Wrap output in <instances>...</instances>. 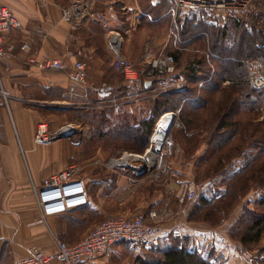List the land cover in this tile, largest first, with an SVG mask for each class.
<instances>
[{
	"label": "crops",
	"instance_id": "1",
	"mask_svg": "<svg viewBox=\"0 0 264 264\" xmlns=\"http://www.w3.org/2000/svg\"><path fill=\"white\" fill-rule=\"evenodd\" d=\"M46 1L47 6L43 7L38 0H0L10 8L17 20V25L6 39V46L11 48L12 53L0 62V264H15L17 260L29 256L33 246L53 253L56 250L54 236L60 231V223L67 226L70 222L67 220L75 217L72 215L84 212V209L76 210L50 217L47 223L42 221L41 211L34 198L33 185L41 184L50 174L76 163L74 159L77 152L69 138L57 139L49 146L35 143L37 126L43 122L47 113L52 118L56 113L65 115L78 109L77 116L83 117L92 111L95 114L92 117L94 127L106 130L110 122L124 121V124L133 126L135 122L139 123L151 114V104L147 96L137 98L134 102L129 99L134 92L125 84L123 74L114 67L109 32H119L123 35L125 44L138 29L140 36H143V27L146 26L156 29L159 35H165L168 28L172 27L180 35L186 33L191 36L194 33L192 27L197 26L199 19L197 17L193 23L194 16H188L185 21L179 17L180 24L177 26V16L169 11V0H161L159 3H154L153 0H85L92 3V11L81 25L73 26L64 21L62 16L64 9L75 0ZM111 5L112 10L109 9ZM190 42L193 44L192 39ZM24 44H28L29 51L22 48ZM127 56L135 58L145 66V53L141 57L131 53ZM54 57L62 58L67 67L42 70L34 63ZM78 60L87 65V85L73 82L68 76L69 70ZM146 65V68L150 66L148 63ZM104 84L105 89H98ZM148 84L150 87L152 81ZM72 103L82 105L75 108L71 107ZM92 103L95 106H91ZM106 108L111 109L107 114L110 121L104 127L100 124ZM63 128V125L55 126L51 132H58ZM81 135L82 130L75 133V137ZM115 136L117 135H113L116 139ZM121 137L125 141H132L134 135L129 134V130H122ZM83 142H78L77 146L83 145ZM206 150L207 146L203 145L192 156L188 172L192 176L189 178H194L195 170L191 165L198 164L197 158ZM242 163V160L236 162L238 166ZM174 170L172 172L178 177L180 170ZM86 176L84 179L89 187L97 178L90 179V176ZM93 183L96 184V180ZM262 196L263 191L253 190L245 198L244 205H254ZM244 205L238 210L239 216ZM157 210L164 211V208ZM165 213L168 214L167 210ZM160 214L165 217L161 212ZM231 219L228 221V228L233 225L234 217ZM69 227L71 226L67 228ZM93 228L65 234L66 239L68 243H76ZM216 230L208 232L189 224L185 227L183 236L190 237L195 248L215 249L223 257L225 264H246L243 260L231 258V253L224 254L222 239L226 237L218 234L216 240ZM123 244L130 243L118 242L106 254L87 264H132L124 261L128 254L121 250ZM129 254L133 255V252Z\"/></svg>",
	"mask_w": 264,
	"mask_h": 264
},
{
	"label": "rangeland",
	"instance_id": "2",
	"mask_svg": "<svg viewBox=\"0 0 264 264\" xmlns=\"http://www.w3.org/2000/svg\"><path fill=\"white\" fill-rule=\"evenodd\" d=\"M168 2L170 13L173 16H177V26L180 24L179 17H182L183 21H185L188 16H197L199 19L203 18L210 22H231L233 19H240L245 23L248 30L252 32L256 29L255 26L260 27L264 24V0H253L249 7L243 10L201 8L195 11H183L181 13H175L172 3L170 1ZM143 30L145 31L143 32V36H140L138 29L134 32L131 40L126 42V44L123 37L125 45V48H123L124 55L129 58L127 54L131 53L136 57L138 55L141 57L142 54L145 53L147 59L145 66H143V64L141 65L140 62H137V60L133 57H130L129 59L132 60L137 70L148 75L150 71L149 69L152 70L153 67L150 65L146 68L147 63L150 64L153 58L158 57L160 53L166 55L171 54L175 58V62L173 64L174 70L172 72L165 71L164 73H158V71L155 70V77L149 78L152 81L150 86L152 87L151 90L149 88L146 92H143V94L139 96L133 97V95L129 97L132 102H134L137 98H144L147 96L151 104L153 99L161 98L165 93L186 90L190 86L188 76L190 75V70L192 69L191 64L193 63L198 65V69L203 73L204 71H214V73L216 71H220V73H223L224 66L221 64H215V60H213L210 55V52L212 51L208 49L206 36L197 39L195 42L193 41V44H191L190 40L186 41L185 36L180 35L179 31L175 32L172 27L168 28L165 35H159L158 31L150 26L143 27ZM205 30L210 33L209 30ZM226 44L231 45L232 48H234L238 42L235 38L228 37ZM242 44H245V39L242 40L241 45ZM235 49L236 48L233 49L234 51H225L230 54L227 55L229 58H235L238 54L240 55L242 53V50L237 53L238 50L235 51ZM150 53L155 56L151 57ZM233 53L234 55H232ZM244 60L250 71V78H248L249 83L257 88H264V84L259 85L260 83L257 82L259 79L264 80V61ZM233 78L237 79L235 77ZM222 81V88L232 84L230 78H226ZM180 84L182 85L181 88L179 87ZM131 89L134 94L138 91V89L135 88ZM142 90L143 88H140L139 91ZM225 99L226 94L221 90L217 91L215 94V102L211 105L224 106L222 103ZM103 104H105V102ZM81 105L82 104L79 105L77 103H72L71 107L80 108ZM90 105L95 106L93 103ZM188 108L189 105L186 106V109ZM209 108L210 107H203L201 108V112L196 114L199 116L201 121H204L208 116ZM109 110L111 109L106 108L105 112L102 113V116L106 112L108 114ZM78 111V109H74L71 113H67L65 115L56 113L51 116L52 118H50L49 113H47L45 115L46 118L43 120V122L48 125V130L50 132L55 126L60 127L62 125L64 127L63 129L73 126L76 129V132L78 130H82V135L80 137H75L74 134L69 137V140H71L69 142L76 145L74 146L72 144V146L77 150L74 162H76V164H78L82 169L80 175L86 173L82 176V178L79 175L78 179L85 187V199H88L89 206L84 208V212L72 215L75 217H72L71 220H67L70 221L67 223V226H63L62 222L60 223V231L57 234L59 238L68 242L65 234H75L78 231L90 230L105 219L118 217L130 218L137 214H146L147 211L151 209L164 208V211L160 210V212L164 214L165 217L161 216V214L160 216L161 222L165 225H173L174 223L182 224L185 229V227L190 224L192 227H199L208 232H213V229H217L214 233L216 240L219 237L218 234H223L226 237L222 239V244L225 246V255H227V252L231 253V258L243 260L246 264H264V252H260L256 247L253 249L243 247L231 236V231L234 229V225L238 221V210L240 206L245 204L246 197L240 198L229 214H226L225 212H220V214L216 213V215H218L216 218L213 217L215 213L206 216L205 218L207 219L202 218L205 212H210V207L198 210L196 208V210L193 209L195 205L201 204L200 196L205 191L204 189H206L207 186L213 183L212 181L217 180L219 177H214L215 175L208 176L207 170H210V165L207 168L202 161L203 157H209L210 155V146L208 141L203 140V142L195 141L194 143H190L187 139L183 138L186 134L190 133V129H183L181 126L182 121L179 119L180 112H175L176 118L170 128V131L168 132V139L170 142L168 141L164 148L160 151V162L153 165L151 168H142L137 170L132 166L114 165L113 161L122 159L125 154H145L151 147L152 136L158 123H156L153 132L146 140L140 138L132 141H125L121 138L115 139L112 135L95 138L96 135L93 133L95 122L92 118L95 117V114L91 111L87 113L86 116L83 115L82 117L77 116ZM263 111L264 104H262L260 109L254 110V112L246 111L239 114L237 118H239L242 123H246L248 121L251 122L253 125L250 126L248 123L247 127L248 129L251 127V132H253L257 127L259 129H261V126L264 127ZM113 116L115 117L116 115ZM118 118H120V116H118ZM60 131H62V129L58 132ZM200 132L206 134L205 130H201ZM82 141H84L83 145L77 146L78 142ZM245 144L247 143L245 141L243 142L241 136L237 135L232 145L233 147L238 146L242 148ZM203 145L207 146V150L202 156L197 158L198 164L191 165L194 166L195 170L193 172L194 178H189L192 176L188 173L191 168L190 160L193 158L192 156L196 154L197 149L199 147L201 148ZM66 167L67 166L60 170H63ZM175 168L181 172V174L177 173L178 177L174 174V172H172L175 171ZM86 175L90 176V179L96 177L97 179L94 180H96L97 183H93V180L91 185L88 187V184L84 179V177H87ZM192 185H199L201 187L197 193L196 200L182 201L180 196H182ZM252 191L253 189L250 192ZM250 192H248V194ZM245 206L247 205H244V207ZM248 206L250 208L254 207V205ZM165 210H167L168 214L171 215L166 214ZM194 212L197 214L195 215ZM59 215H51L43 222L47 223L50 217ZM233 217V225L228 228L230 226L228 221L232 220L231 218ZM215 219L216 222L212 223ZM68 226L71 227L67 228ZM200 238H202V235ZM223 240H227V243L225 244ZM121 246V250L128 254L127 257L125 256L124 261L132 264H142V261L148 259L151 251L146 250L145 247L140 245L133 246L130 244H123ZM129 252H133V255L129 254ZM153 255H156V253L151 251L150 256L152 257Z\"/></svg>",
	"mask_w": 264,
	"mask_h": 264
},
{
	"label": "trees",
	"instance_id": "3",
	"mask_svg": "<svg viewBox=\"0 0 264 264\" xmlns=\"http://www.w3.org/2000/svg\"><path fill=\"white\" fill-rule=\"evenodd\" d=\"M196 19L197 16H194L192 22L194 23ZM216 22L198 19L197 26L192 27L194 33L191 36L184 33L183 36L186 41L191 39L197 41L206 36V44L212 51L210 55L215 64L224 66L223 73L220 71L203 73L198 69L199 66L193 63L188 76L190 86L186 90L168 92L161 98L153 99L151 114L147 119L135 122L133 126L124 124V121H117L111 123L108 130L94 127V134L95 138L107 135L122 138V130H129V134L134 135L133 140L138 138L146 140L163 114L180 112L181 126L183 129H190V133L183 138L190 143L208 141L210 155L203 157L202 161L207 168L210 165V170H207L208 176L219 177L204 189L200 196L201 204L195 205L193 209L210 207V212H205L202 218L213 213H215L213 217L216 218L218 216L216 213L229 214L240 198L247 197L252 189L263 191V196L254 202L253 208L248 205L243 208L231 236L243 247L251 249L256 247L260 252H264V127L261 126V129L257 127L251 132V127L248 129L247 124L250 126L253 124L249 121L242 123L237 118L239 114L246 111L254 112L264 104V88H257L249 83L250 71L244 60L264 61V24L260 27L255 26L256 29L252 32L240 19ZM187 29L189 30V26ZM228 37L237 40L238 44L234 46L235 51L238 50L237 53L242 50L235 58L227 56L230 55L226 53L227 50L234 51L231 45L226 44ZM244 39L245 44L241 45ZM226 78H230L232 84L222 88V80ZM220 90L226 94V99L222 103L224 106L211 105L215 102L216 92ZM203 107L210 108L206 119L201 121L196 114L201 112ZM109 121L106 112L101 117L100 125L105 127ZM201 130H205L206 134L201 133ZM237 135L247 143L242 148L232 145ZM238 160H242L241 166L236 164ZM215 222L216 219L212 223ZM172 240L165 245L161 244L164 246L151 248L155 249L156 255L142 261V264H225L223 257L218 255L215 249H198L192 246L193 241L190 237L182 236Z\"/></svg>",
	"mask_w": 264,
	"mask_h": 264
},
{
	"label": "built area",
	"instance_id": "4",
	"mask_svg": "<svg viewBox=\"0 0 264 264\" xmlns=\"http://www.w3.org/2000/svg\"><path fill=\"white\" fill-rule=\"evenodd\" d=\"M159 3L161 0H153ZM175 13L183 11H195L201 8L217 9H246L253 0H169ZM43 6H47L46 0H38ZM92 3L88 1L75 0L63 11V20L79 26L90 15ZM112 10L113 6H109ZM17 25L9 7L0 2V62L11 55V48L6 46V39L11 30ZM109 47L113 55L114 67L120 71L125 80V84L130 88L138 89L133 97L146 92L150 87V77H155V70L158 73L174 70L175 58L171 54L160 53L150 62L153 69H149V74L140 72L135 68L134 63L123 53L124 39L119 32H109ZM29 51L28 44L22 46ZM81 54V53H80ZM150 56H155L150 53ZM39 69L66 68L65 61L60 57L45 58L39 63L34 61ZM68 76L71 81L81 85H87V65L84 61L78 60L74 67L69 70ZM259 85L264 84V80L259 79ZM106 84L101 88L105 89ZM181 88L182 85L180 84ZM143 88L142 91H139ZM264 112V111H263ZM60 132L52 134L48 130V125L41 122L38 125L35 136L37 145L49 146L58 138ZM81 167L74 163L65 169L54 172L47 176L39 185H33L34 198L42 214V221L51 215H59L65 212L81 210L89 206L88 199H85L86 192L78 176ZM201 187L192 185L180 196L182 201H195L197 193ZM184 234L182 224L165 225L161 222V216L157 209H151L146 214H137L130 218L118 217L108 218L96 225L83 238L76 243L54 236L56 250L48 253L39 247L30 248L29 256L16 261V264H87L88 262L106 254L113 245L118 242H126L132 245H140L151 249L161 243H168L172 239L180 238ZM226 244L227 240H223Z\"/></svg>",
	"mask_w": 264,
	"mask_h": 264
},
{
	"label": "bare ground",
	"instance_id": "5",
	"mask_svg": "<svg viewBox=\"0 0 264 264\" xmlns=\"http://www.w3.org/2000/svg\"><path fill=\"white\" fill-rule=\"evenodd\" d=\"M172 112L163 114L158 120V124L155 128V132L152 136L151 147L143 155L125 154L122 159L114 160V165L132 166L133 168L140 170L142 168H151L153 165L160 162V151L168 139V125L172 121ZM170 142V141H169Z\"/></svg>",
	"mask_w": 264,
	"mask_h": 264
},
{
	"label": "water",
	"instance_id": "6",
	"mask_svg": "<svg viewBox=\"0 0 264 264\" xmlns=\"http://www.w3.org/2000/svg\"><path fill=\"white\" fill-rule=\"evenodd\" d=\"M173 115H172V121L171 123L168 125V130H170L175 118H176V113L175 112H172ZM169 132V131H168ZM76 133V129L73 127V126H69V127H66L65 129H63L62 131H60L59 135H58V138H69L71 137L72 135H74Z\"/></svg>",
	"mask_w": 264,
	"mask_h": 264
}]
</instances>
